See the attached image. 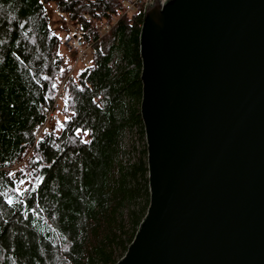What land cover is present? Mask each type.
<instances>
[{
  "label": "trees",
  "instance_id": "obj_1",
  "mask_svg": "<svg viewBox=\"0 0 264 264\" xmlns=\"http://www.w3.org/2000/svg\"><path fill=\"white\" fill-rule=\"evenodd\" d=\"M49 3L90 42L89 61L74 71L50 27ZM120 7V0H0V264H114L146 212L142 13L117 14ZM112 17L100 33L95 23ZM57 81L60 115L35 138ZM25 174L29 187L17 196L11 181Z\"/></svg>",
  "mask_w": 264,
  "mask_h": 264
},
{
  "label": "water",
  "instance_id": "obj_2",
  "mask_svg": "<svg viewBox=\"0 0 264 264\" xmlns=\"http://www.w3.org/2000/svg\"><path fill=\"white\" fill-rule=\"evenodd\" d=\"M148 205L114 264H264V0L147 2Z\"/></svg>",
  "mask_w": 264,
  "mask_h": 264
},
{
  "label": "built area",
  "instance_id": "obj_3",
  "mask_svg": "<svg viewBox=\"0 0 264 264\" xmlns=\"http://www.w3.org/2000/svg\"><path fill=\"white\" fill-rule=\"evenodd\" d=\"M146 1L150 3L153 2V0H120L121 8L117 10V13L119 14L133 10H137L142 13ZM163 1L164 0H159L160 4H163ZM47 8L49 11L53 12L55 16L63 23L68 24L67 31L61 36V43L66 49L73 50L75 52L74 57L66 55L64 58L69 71H74L78 63L88 61L91 52L90 42L85 40L84 31L76 25L75 21L70 20L64 11L56 9L51 3L47 5ZM113 20L114 18H112L110 22L96 23L95 25L97 30L100 33L106 31ZM62 99L63 81H57L52 96L51 108L47 112L45 119L37 124L34 128L35 138L40 136L43 130L48 129L54 124L56 114L62 109Z\"/></svg>",
  "mask_w": 264,
  "mask_h": 264
},
{
  "label": "snow or ice",
  "instance_id": "obj_4",
  "mask_svg": "<svg viewBox=\"0 0 264 264\" xmlns=\"http://www.w3.org/2000/svg\"><path fill=\"white\" fill-rule=\"evenodd\" d=\"M79 86V85H78ZM75 131L77 133L84 131L87 132L88 130L85 128L83 130L77 128L75 129ZM5 163H7V161H5ZM14 173L13 172H8L7 176L8 177H13ZM28 179V176L22 175L20 179H12L11 184L13 186L12 190L17 194V196L19 195V193H21L22 191H24L25 189H27L29 187V185L25 184L24 181ZM38 181V178L34 179L33 184H35ZM18 185H23V187H19ZM7 192V190H5ZM4 200L6 203H8L9 205H11L13 203V197L11 195H4Z\"/></svg>",
  "mask_w": 264,
  "mask_h": 264
},
{
  "label": "rangeland",
  "instance_id": "obj_5",
  "mask_svg": "<svg viewBox=\"0 0 264 264\" xmlns=\"http://www.w3.org/2000/svg\"><path fill=\"white\" fill-rule=\"evenodd\" d=\"M52 21V20H51ZM58 22V23H57ZM57 22H51L50 23V27L51 29L59 36L63 33V31L66 30V26H64L61 22L57 21ZM72 55H74V53L72 52Z\"/></svg>",
  "mask_w": 264,
  "mask_h": 264
},
{
  "label": "crops",
  "instance_id": "obj_6",
  "mask_svg": "<svg viewBox=\"0 0 264 264\" xmlns=\"http://www.w3.org/2000/svg\"><path fill=\"white\" fill-rule=\"evenodd\" d=\"M51 20H52L51 22H57V21L55 20V18H53V17H52ZM51 22H50V23H51ZM57 23H58V22H57Z\"/></svg>",
  "mask_w": 264,
  "mask_h": 264
}]
</instances>
